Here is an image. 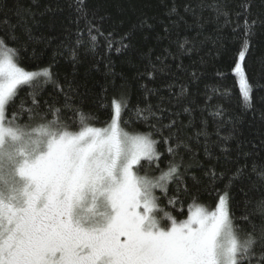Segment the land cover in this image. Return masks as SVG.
<instances>
[{"label":"trees","instance_id":"trees-1","mask_svg":"<svg viewBox=\"0 0 264 264\" xmlns=\"http://www.w3.org/2000/svg\"><path fill=\"white\" fill-rule=\"evenodd\" d=\"M245 2L251 4V19H264V0H88L89 9H97L99 16H105L98 24L101 31L105 35L113 33L114 41L131 31L130 41L125 43L130 42L133 47L117 52L119 44L109 49L107 41L100 37L96 55L85 54V49L80 48L79 62L74 65L71 52L76 41V13L69 7L73 0H0L4 50H16L14 59L25 70L39 71L50 66L52 73L51 82L38 78L34 84L19 88L14 104L7 109L5 124L14 123L27 131L54 120L62 131L104 127L111 120L113 99L122 102L121 128L132 134L153 133L149 125L160 127L177 119L176 128L163 130L167 136L180 129L179 137L173 138L170 145L176 148L175 157L167 153L166 145L159 143L157 151L161 156L153 157L151 162L142 160L138 166V175L156 179L171 164L179 165L178 175L174 174L173 180L165 184L166 193L154 190L158 215L163 218L167 212L182 221L196 206L212 209L219 195L225 194L228 177L242 168L240 179L233 181L230 188L229 205L234 225L243 238L253 225L259 229L264 224V180L259 176L260 166L264 165V121L260 118L264 110V27L254 29L243 62L252 87L253 110H243L239 77L231 71L243 43V31H232L237 23L235 13ZM173 3L178 15L169 16ZM223 3L232 16L229 26H223L222 18L217 21L214 6ZM185 4L191 5L192 11H185ZM243 19L242 16L238 22L243 24ZM79 27L85 28L83 20ZM82 35L87 39L86 31ZM186 39L189 43L181 50L180 44ZM153 65L155 71L149 78ZM162 67L164 73L160 72ZM181 86L194 103L177 107L174 93ZM148 89L152 90L150 94H146ZM149 105L157 119L149 117ZM183 107L193 109L191 126L182 127L189 123L187 114L178 118L172 115L182 112ZM217 111L222 115L216 116ZM143 117L149 119L145 121ZM237 118L239 136L227 143L231 151L226 156L220 151L224 146L221 137L229 135L232 121ZM201 121L207 122V141L196 136L203 127ZM152 138L160 139L156 134ZM238 141L243 142V152L251 153L247 158H237ZM206 142L210 145V158L205 153ZM210 167L217 174L224 173L225 178L213 185L205 176ZM251 264H258V260Z\"/></svg>","mask_w":264,"mask_h":264},{"label":"snow or ice","instance_id":"snow-or-ice-1","mask_svg":"<svg viewBox=\"0 0 264 264\" xmlns=\"http://www.w3.org/2000/svg\"><path fill=\"white\" fill-rule=\"evenodd\" d=\"M69 7L76 13V41L71 52L74 65L79 62L80 48L85 49V54L96 55L100 37H104L109 49L119 44L115 48L117 52L133 47L130 42L125 43L130 41L131 31L115 41L113 33L105 35L101 31L98 24L105 16H99L97 9H89L88 0H73ZM214 7L217 21L222 18L223 26H229L232 16L226 10V3ZM250 8L251 4L247 2L240 5V11L235 13L237 23L232 28L233 32L243 31L241 50L231 71L239 77L244 111L253 110L254 106L252 87L243 62L255 35L254 29L264 27V19L250 18ZM184 9L192 11L189 4H185ZM167 14L178 15V7L173 3ZM242 16L243 24L238 22ZM81 20L85 23L84 29L79 27ZM144 23L146 21H142ZM85 31L87 39L82 35ZM71 35L69 33V38ZM188 43L186 39L180 49L184 50ZM4 49L5 41L0 38V181L4 180L5 174L12 181L8 194L0 190V264H251L253 260L264 264V224L259 229L253 225L252 231L241 238L230 212V188L233 181L240 179L242 168L228 177L225 194L219 195L213 210L196 207L182 221L167 212L161 218L154 190L162 189L166 193L165 184L173 180L174 174L178 175L179 165L171 164L156 179L138 175V166L142 160L151 162L153 157L161 156L157 151L159 143L166 145L167 153L175 157L176 148L170 145L173 138L179 137L180 129L174 133L170 131L167 136L163 135V130L176 128L178 120L172 119L160 127L149 125L153 133L130 134L121 128L122 102L113 99L110 124L103 129L84 127L71 134L62 131L55 120L34 131L14 123L5 126L4 117L14 104L19 88L34 84L38 78L51 82L52 73L50 66L39 71L25 70L14 59L16 50ZM157 60L161 61V58L157 57ZM154 71L153 65L149 78L153 77ZM160 72L164 73L165 68L162 67ZM151 91L146 90V94ZM174 95L177 107L185 102L194 103L188 99L184 86ZM147 107L149 117L157 119L151 106ZM140 111L143 116V110ZM192 112L191 107H183L182 112L172 115L178 118L187 114L189 123L182 127H188L192 124ZM215 115L222 113L217 111ZM149 117L143 119L147 121ZM260 118L264 121V110H261ZM239 122L238 118L234 119L232 131L221 137L224 146L220 151L226 156L231 151L227 143L239 136L236 127ZM201 123L203 127L196 136H203L207 141V122ZM216 132L219 135V127ZM153 134L159 135L160 139H153ZM5 138L11 141L8 150L5 149ZM242 146L243 142L238 141L237 158L251 155L243 152ZM204 149L210 158L207 142ZM199 166L203 167L202 164ZM260 168L259 176L264 180V165ZM256 170L254 162L253 171ZM205 176L213 185L225 178L224 173L217 174L212 167ZM192 179L196 180V177ZM86 199L93 207L99 202L105 208L100 213L102 219L88 227L73 220L75 208Z\"/></svg>","mask_w":264,"mask_h":264},{"label":"clouds","instance_id":"clouds-1","mask_svg":"<svg viewBox=\"0 0 264 264\" xmlns=\"http://www.w3.org/2000/svg\"><path fill=\"white\" fill-rule=\"evenodd\" d=\"M11 147V141L5 138V149L8 150ZM6 181V182H5ZM12 181L7 174L4 176V180L0 181V190H3L5 194L9 193L10 185ZM105 210L102 203H97V206L93 207L90 200H84L82 204L77 206L74 210L73 220L81 225L88 227L94 225L96 221L102 219L100 213Z\"/></svg>","mask_w":264,"mask_h":264},{"label":"rangeland","instance_id":"rangeland-1","mask_svg":"<svg viewBox=\"0 0 264 264\" xmlns=\"http://www.w3.org/2000/svg\"><path fill=\"white\" fill-rule=\"evenodd\" d=\"M239 88H240V85H239ZM240 91H241V89H240ZM110 124V123H109ZM5 126H7L6 124H5ZM108 126V125H107ZM107 126H104V127H94V128H100V129H103V128H105V127H107ZM83 129V128H82ZM82 129H80V130H78V131H67L66 130V132H69V133H71V134H76V133H78V132H80ZM123 129V128H122ZM124 130V129H123ZM124 131H126V130H124ZM130 134H132V133H130ZM196 207H203V206H196ZM196 207H194V208H192L191 210H190V212L192 211V210H194ZM214 209V207L212 208V209H207V210H209V211H211V210H213ZM190 212H189V214H190ZM188 214V215H189ZM188 217V216H187ZM187 217L185 218V219H187ZM184 219V220H185Z\"/></svg>","mask_w":264,"mask_h":264}]
</instances>
